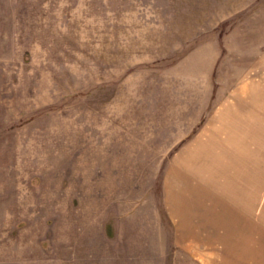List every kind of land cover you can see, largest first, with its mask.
I'll return each mask as SVG.
<instances>
[{"label":"rangeland","instance_id":"1","mask_svg":"<svg viewBox=\"0 0 264 264\" xmlns=\"http://www.w3.org/2000/svg\"><path fill=\"white\" fill-rule=\"evenodd\" d=\"M0 264H264V0H0Z\"/></svg>","mask_w":264,"mask_h":264},{"label":"crops","instance_id":"2","mask_svg":"<svg viewBox=\"0 0 264 264\" xmlns=\"http://www.w3.org/2000/svg\"><path fill=\"white\" fill-rule=\"evenodd\" d=\"M258 163L260 164V165H258V166H259L260 170L262 171L261 161L259 160ZM192 236H193L192 233H188V234H185V233H184V234H183V239H187V238L192 237ZM212 236H213V235H212Z\"/></svg>","mask_w":264,"mask_h":264}]
</instances>
